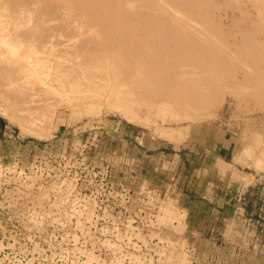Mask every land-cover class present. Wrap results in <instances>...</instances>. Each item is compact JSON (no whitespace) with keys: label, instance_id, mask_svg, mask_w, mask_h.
I'll use <instances>...</instances> for the list:
<instances>
[{"label":"rangeland","instance_id":"obj_1","mask_svg":"<svg viewBox=\"0 0 264 264\" xmlns=\"http://www.w3.org/2000/svg\"><path fill=\"white\" fill-rule=\"evenodd\" d=\"M0 264H264V0H0Z\"/></svg>","mask_w":264,"mask_h":264},{"label":"bare ground","instance_id":"obj_2","mask_svg":"<svg viewBox=\"0 0 264 264\" xmlns=\"http://www.w3.org/2000/svg\"><path fill=\"white\" fill-rule=\"evenodd\" d=\"M221 20H223V19H221ZM221 20H220V18H219V20L217 21L218 23L219 22H221ZM226 21V20H225ZM224 21V22H225ZM222 23H223V21H222ZM224 24V23H223ZM220 25H222V24H220ZM186 40H184L183 42H181V43H184V44H186ZM189 42V41H188ZM176 44V43H175ZM175 44H173V48L172 49H169L170 51H173V50H175V49H177V47H180V46H182L183 45V47H186V49H187V44L184 46V44H180V41H179V44L177 43L176 45ZM189 44V43H188ZM178 45V46H177ZM190 45H192V46H194L193 44H189V46ZM188 46V47H189ZM191 46V47H192ZM183 47H181V48H183ZM190 48V47H189ZM186 49L185 50H182L183 52L184 51H186ZM178 50V49H177ZM179 50H180V48H179ZM181 51V52H182ZM174 52H176V51H174ZM180 52V53H181ZM17 53L18 52H16V50L14 49H12V50H10L9 51V54L11 55V56H17ZM177 53V52H176ZM182 55H183V53H181ZM186 62H187V60L189 61V58H188V56H191V55H187L186 54ZM29 56H26V58H28ZM184 57H185V55H184ZM183 57V58H184ZM196 57V56H195ZM195 57H192V59H193V61H194V58ZM169 59H166V62H168L167 63V65H169L170 63V65H169V67H170V69H171V67H172V65L173 64H177V62L175 61V60H171L172 58L171 57H168ZM200 58V57H196V59H195V61H199L198 59ZM31 59V58H30ZM161 60H159V62H161L162 61V59L163 58H160ZM190 59H191V57H190ZM152 61H154V62H152ZM157 60H152L150 57L149 58H141V57H137V58H135L134 60H133V77H136V79L138 80V81H147V82H150L151 84H153V83H157V82H162V81H165V83L167 84V86L168 87H171V88H177V89H182V87L184 88V86H185V88H186V85H187V88H188V84H189V82L191 83H193V81H195L196 83H197V77H198V74H197V71H195L194 69H192L193 68V65L194 64H189V62H193V61H189V62H187V63H184L185 62V60H183V64H184V67H185V65H187L186 67H188V66H190V65H192V66H190L189 68H179L180 70H178V73L181 75V76H184V75H195V74H197V75H195V79L194 80H192L193 78H191L190 76L189 77H178L177 75V77L175 76V77H173V76H171V77H167V73L165 74L164 73V71L166 70V69H164L163 68V65H162V68L164 69H161V68H159L158 66L160 65V64H162V63H159V62H156ZM171 61H173V62H171ZM175 61V62H174ZM181 61H182V58H181ZM200 61H202V60H200ZM163 62V61H162ZM166 62H164L165 63V66H166ZM197 62H196V65L197 66H199V67H195L194 66V68L196 69V68H200V65H199V63L197 64ZM173 63V64H172ZM193 63H195V62H193ZM202 63H203V61H202ZM48 64V63H47ZM157 64V65H156ZM175 64V66H177L178 67V64L176 65ZM180 64V63H179ZM189 64V65H188ZM127 66V65H126ZM129 66V65H128ZM161 66V65H160ZM179 66H181L182 67V64H180ZM60 68H62L61 66H59V69ZM89 68V67H88ZM166 68H168L167 66H166ZM202 68V67H201ZM169 69V68H168ZM169 69V70H170ZM173 69V68H172ZM174 69H176V68H174ZM178 69V68H177ZM176 69V70H177ZM126 70H129V69H127L126 68ZM168 70V71H169ZM197 70V69H196ZM202 70V69H201ZM200 70V71H201ZM93 70L92 69H90L89 71H84V72H82V71H75V70H73V68H71V67H65V69H63V70H59L58 72H59V75H57V74H54L53 76L54 77H49L50 79H48V80H45L44 82H41L42 83V87L40 88V91H42V93H45V94H56V96H58V94L59 95H63L64 93H67V92H69V93H82V92H87V91H90L89 89H96L95 88V86L93 85V83H94V81L92 80V77H98V75H97V73H93L92 72ZM166 72V71H165ZM170 72H172L171 70L169 71V73ZM175 72V71H174ZM174 72H172L173 74H174ZM203 72V71H202ZM202 72L200 73V74H202ZM72 73H75L76 74V78H73V74ZM175 74H177V72L175 73ZM168 76H170V75H168ZM201 76V75H200ZM7 80V89L6 90H9V91H13V92H16L17 93V95H18V97H22L26 92L23 90V89H20L19 87H17L16 86V84H15V81H14V79L13 78H11V77H7L6 78ZM202 79V78H201ZM52 83V84H51ZM195 83V86L196 85H198V84H196ZM199 83V82H198ZM186 84V85H185ZM5 84H3V86H4ZM200 85V84H199ZM198 85V86H199ZM189 86L191 87V86H193L191 89L192 90H190L189 88V90L191 91V92H193V90H195L196 91V89H197V87L198 86H196V87H194V85L192 84V85H190L189 84ZM201 86H203V85H201ZM204 87V86H203ZM5 88V87H4ZM196 88V89H195ZM199 89H200V87H199ZM198 90V89H197ZM198 91H200V90H198ZM201 91H202V89H201ZM33 92H35L34 94H32V95H30V97H32V96H35V95H37L38 93V91H36V90H34ZM64 92V93H63ZM197 92V91H196ZM63 93V94H62ZM198 93V92H197ZM192 95H195L194 93L192 94ZM65 96V95H64ZM171 213V212H170ZM173 214V213H172Z\"/></svg>","mask_w":264,"mask_h":264},{"label":"crops","instance_id":"obj_3","mask_svg":"<svg viewBox=\"0 0 264 264\" xmlns=\"http://www.w3.org/2000/svg\"><path fill=\"white\" fill-rule=\"evenodd\" d=\"M228 149H229L228 147H224V149H223V150H226V151H227Z\"/></svg>","mask_w":264,"mask_h":264}]
</instances>
